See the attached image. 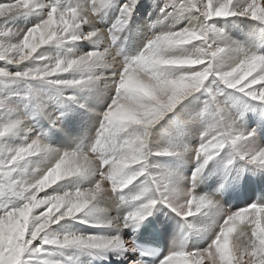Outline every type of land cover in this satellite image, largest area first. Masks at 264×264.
I'll list each match as a JSON object with an SVG mask.
<instances>
[{
  "label": "snow or ice",
  "instance_id": "1",
  "mask_svg": "<svg viewBox=\"0 0 264 264\" xmlns=\"http://www.w3.org/2000/svg\"><path fill=\"white\" fill-rule=\"evenodd\" d=\"M139 4L0 0V264H63L68 249L145 264L150 253L124 230L161 208L189 230L158 264H264V195L221 204L242 173L264 175L262 137L232 99L264 106V40L242 43L220 26L254 24L264 36V0H161L128 52L121 36ZM51 103L92 113L94 131L54 145L33 123H64ZM220 165L225 183L203 190ZM68 221L105 231H56Z\"/></svg>",
  "mask_w": 264,
  "mask_h": 264
},
{
  "label": "rangeland",
  "instance_id": "2",
  "mask_svg": "<svg viewBox=\"0 0 264 264\" xmlns=\"http://www.w3.org/2000/svg\"><path fill=\"white\" fill-rule=\"evenodd\" d=\"M140 2H141V5L139 4L138 5V7L139 8H137V12H136V14H135V16L136 15H138L139 17H142L143 15L141 14V11L143 10V8L142 7H147V6H144L143 4H144V2H143V0H140ZM158 2V0L156 1V3ZM161 2V0H159V2L158 3H160ZM142 6V7H141ZM138 9H139V12H138ZM141 10V11H140ZM139 14H141V15H139ZM111 15V14H110ZM149 16V15H148ZM147 16V18H149ZM144 18V20H146V17H143ZM223 24H225V26H224V29L226 30V31H228V34L230 35V36H232V38H234L233 37V35H232V30H236V29H239L241 32L243 31V30H245L246 29V31L247 30H252V28L253 29H257L256 27H255V25L254 24H252V25H250V26H245L244 24H241V23H238V22H236V21H230V22H224ZM22 26V25H21ZM222 27V26H221ZM130 29L129 28H127V32L129 31ZM132 31H133V33H134V31H135V28L133 27V29H132ZM148 31H149V29H148ZM133 33H131V34H129V33H123L122 34V36H121V43L123 44V46L125 47V49L128 51V52H135L136 51V49L137 48H139L140 47V45H142V39H137V38H134V36H133ZM145 33H147L146 31H144V35H145ZM252 35V39H254L255 38V40L257 41V42H259L260 40H264V36H260L259 35V32H258V29L257 30H254V32L251 34ZM144 38H145V36H144ZM137 39V40H136ZM235 39V38H234ZM140 41V42H139ZM131 45V46H130ZM134 45V46H133ZM133 49V50H132ZM135 49V50H134ZM233 99H235L234 100V102L236 101V95H233V97H232ZM243 100V99H242ZM247 100V99H246ZM22 101H23V99H22ZM251 102V101H250ZM23 103H25V105H26V102L25 101H23ZM89 103H90V106H94L93 104H92V102H91V98H90V100H89ZM202 103V102H201ZM22 104V103H21ZM57 104H59V103H57ZM253 104V106H251V107H249V108H247V109H245V108H243V109H236V111L237 112H245L246 114H247V112L249 111V113H251V111H252V107H253V113L252 114H247L246 116H245V121H244V126L245 127H247V128H249V129H256L257 130V132L261 135V137H262V140L264 141V112H263V110H264V106H260V105H257L255 102H253L252 103ZM54 105V103H52V105H51V107H55V106H53ZM55 105H56V103H55ZM249 105V104H248ZM96 106V105H95ZM250 106V105H249ZM62 110H64L65 111V121H64V123L59 127V128H56V129H51V130H48V128H47V131H49V133L50 134H53V133H55V134H57V136L56 135H53V137L55 136V139L56 138H58V136H63V137H65V138H69V137H72L73 136V139H77V138H79V137H81V135H83V134H86L87 133V129H85L84 128V125H85V122H84V120L85 119H83V118H86V117H91L93 114L92 113H90V112H88L87 110H85V109H79V108H77V106H75V105H61V107H60ZM52 109V108H51ZM56 109H57V107L55 108V111H56ZM52 112H53V110H52ZM178 112H179V109H178ZM182 113L183 112H180V117H181V115H182ZM79 115V116H78ZM75 116L76 117H79L80 118V129L82 130L81 131V133L80 132H77L78 134H73V135H70V131L72 130V128L73 127H75L76 125L75 124H72V122H74L75 121ZM171 116H172V119L170 120L169 118H165V120L164 121H162L161 122V124L163 125V128L161 129V132L163 133V130L164 129H168V128H170V126H172V125H175V119H176V114L174 113V114H171ZM182 118V117H181ZM249 118H254V120L253 121H250L249 120ZM46 119V118H45ZM84 122V123H83ZM34 123H36L37 125H39L40 123V125L41 126H39L40 128H42V129H46V127H43L42 126V122H38V121H34ZM73 127H72V126ZM74 129V128H73ZM79 135V136H78ZM50 136H52V135H50ZM76 136H77V138H76ZM61 141H58V139H57V144H59ZM210 167H211V165H210ZM186 174H190V172H188V173H186ZM252 175V176H251ZM251 175H250V177H251V179L252 178H254L256 175H253L252 173H251ZM214 179V180H213ZM241 179H243V182L244 181H246V179H249V175L246 173V172H244V173H242V178ZM258 180V179H257ZM249 180H247V182H248ZM260 181V180H259ZM221 183H225V180H224V173H223V168H222V165H220L218 168H217V170H215L209 177H208V179L201 185V188L203 189V190H205V191H211V190H213V189H215L219 184H221ZM236 184V182H234V185ZM237 184H238V182H237ZM232 186H233V183L231 184ZM231 186V187H232ZM103 187H110V183H106V186L105 185H103ZM226 187H230V184H226ZM42 195V194H41ZM242 195H244V194H242ZM108 202H110L111 203V205H112V207L110 208V206H108L109 204H106V203H104L103 205H102V207H105V208H107L108 210H109V212H110V214H112V215H117L118 214V211H117V209L113 206L114 204L111 202V201H108ZM249 201H245L244 203H241L242 205L243 204H247ZM241 204L240 205H237V206H232V205H230V204H228L229 206H230V208H233V209H236V208H241L242 206H241ZM113 207H114V209H113ZM114 210V211H113ZM159 212L161 213V214H163V215H165L169 220V222H170V226H171V229L173 230L172 232H171V234H169L168 235V245H169V248L171 247V245H172V234L174 233L175 234V237L176 238H178L179 236H181L184 232H186V231H188L189 229H188V226H187V224L183 221V220H181V218L180 217H177V216H175V214L174 213H171L170 212V210L169 209H167V208H161L160 210H159ZM173 216V218L171 219V217ZM79 225V226H78ZM66 226H68V227H70V229H73L74 230V228H72V227H77V228H75V230H79V231H87V232H92V231H94V232H100V231H103L102 229H96L95 230V228H89L88 226H85V225H83V224H78V223H75V222H73V221H68V222H66ZM82 227V228H81ZM88 229H90V230H88ZM84 228L85 229H87V230H84ZM94 229V230H93ZM92 230V231H91ZM99 230V231H98ZM105 231V230H104ZM129 232V229L128 228H126L125 229V231H124V234L125 233H128ZM203 239H202V237L201 236H199V235H193L192 236V238H191V242L192 243H196V242H200L201 243V246H203V243H204V241H202ZM71 251V252H70ZM66 252H67V254H66ZM167 253V252H166ZM83 254V255H82ZM75 255H77V257L75 256ZM72 256V257H71ZM84 256H87V259L88 260H91V261H89V262H91L90 264H102V263H104V260H102L103 258H100L101 260H102V262H101V260H99V258H96V259H94L95 257H97V255H92V254H90V253H87V252H80V250H76V249H69V251L68 250H65V253L63 254V255H58V257H57V259H60L62 262H63V264H82L84 261L83 260H85L84 259ZM93 258H92V257ZM70 257L71 258H73V259H70ZM99 257H100V255H99ZM102 257V256H101ZM112 257V258H111ZM76 258V259H75ZM67 259V260H66ZM81 259V260H80ZM93 259V260H92ZM112 260L113 262L114 261H116L115 259V257L114 256H110L108 259H106V260ZM87 260V261H88ZM79 263H78V262ZM93 261H94V263H93ZM89 262H86L85 261V263H83V264H88ZM114 264H118V261L117 262H115ZM121 264H127V262L126 261H124L123 263H121Z\"/></svg>",
  "mask_w": 264,
  "mask_h": 264
},
{
  "label": "bare ground",
  "instance_id": "3",
  "mask_svg": "<svg viewBox=\"0 0 264 264\" xmlns=\"http://www.w3.org/2000/svg\"><path fill=\"white\" fill-rule=\"evenodd\" d=\"M156 1L157 0H143V2H144V6H147V7H142L143 8V10L141 11V14L143 15L142 17H139L138 15H136V16H134V18H133V20H132V22H131V24L128 26V28L130 29L128 32L125 30V32L124 33H129V34H131V33H133V31H132V29H133V27L135 28V31H134V33H133V36H134V38H137V39H142V41H144V31H146V32H148V29L150 28V24L153 22V21H155V19L157 18V15H158V7H157V4H158V2H159V0H158V2L156 3ZM140 5H141V2H140ZM139 8V7H138ZM138 12H139V9H138ZM141 14H139V15H141ZM111 15L114 17V15H115V13H111ZM149 15V16H148ZM147 16L149 17V18H147ZM143 17H146V20H144V18ZM220 26H222L223 28H224V26H225V24H221ZM254 30H257V29H253L252 28V30H247L246 31V29L245 30H243L242 32L239 30V29H236V30H232V35H233V37L235 38H232V36H230L229 34V36L232 38V39H234V40H237V41H240V42H242V43H244V42H248L249 40H251L253 37H252V33L254 32ZM136 39V40H137ZM255 39V38H254ZM122 40V39H121ZM122 42V41H121ZM140 42V41H139ZM124 44V43H123ZM131 46V45H130ZM134 46V45H133ZM141 46V45H140ZM125 48V47H124ZM133 50V49H132ZM135 50V49H134ZM95 98H91V102L94 100ZM233 99V98H232ZM243 99V100H242ZM234 100L235 99H233V103L235 104V108L236 109H243V108H245V109H247V108H249V107H251V106H253V101H249V100H246V98H243V97H240V96H238V95H236V101L234 102ZM24 101V100H23ZM23 101H22V99H17V102L18 103H22V104H25V103H23ZM93 104V103H92ZM250 106H249V105ZM51 105H52V103L49 105V108H48V111L49 112H52V110H53V112H55V108L57 107V108H60L61 107V105L62 104H57L56 103V105H55V103H54V105L53 106H55V107H51ZM94 105V104H93ZM95 106V105H94ZM52 108V109H51ZM252 109V111H251V113H249V111L247 112V114H252L253 113V107L251 108ZM263 112H264V110H263ZM246 114V115H247ZM79 116V115H78ZM181 117L182 118H185L186 119V117H185V115H184V113H182V115H181ZM83 119H85L84 120V122H85V125H84V128L85 129H87V132L89 131V130H93L94 131V128H93V125L95 124V118H94V115H92L91 117H86V118H83ZM249 120L250 121H253L254 120V118H249ZM39 123L40 122H42L43 124H42V126L43 127H46V131H47V128H48V121H47V119H45L44 117H38V120H37ZM80 118L79 117H76L75 116V121L74 122H72V124H75L76 126L75 127H73L72 125V127L74 128H72V130L70 131V135H73V134H78L77 132H80L81 133V129H80ZM83 122V123H84ZM30 123H32L31 121H30ZM34 123V122H33ZM41 124V123H40ZM37 125L38 127L39 126H41V125ZM172 126H174V125H172ZM48 135H49V137H50V140H51V142L54 144V145H56V146H58V147H67L69 144H71L75 139H73V136L72 137H69V138H65V137H63V136H58V138H56L55 139V136L53 137V135H56L57 136V134H55V133H53V134H50L49 133V131H48ZM50 135H52V136H50ZM85 134H83V135H81V137H83ZM79 136V135H78ZM76 138H77V136H76ZM57 139H58V141H61L59 144H57ZM261 143H264V141L263 140H261ZM248 175H249V179H246V181H244L243 182V179H240L239 181H238V184H237V182H236V184L234 185V183H233V186L230 184V187H226L225 188V191H224V195H222V199H221V204H223L226 208H230V206L228 205V204H230V205H232L233 207L234 206H237V205H240L241 203H244L245 201H249L248 203H251L253 200H257V199H259V198H261V196L262 195H264V175H261V174H257L254 178H252L251 179V177H250V175H251V173L250 172H246ZM252 176V175H251ZM258 179V180H257ZM214 180V179H213ZM247 180H249L248 182H247ZM260 180V181H259ZM220 185V184H219ZM218 185V186H219ZM105 186H106V184H105ZM217 186V187H218ZM232 186V187H231ZM242 194H244V195H242ZM113 203V202H112ZM247 203V204H248ZM106 204H109L108 206H110V208L112 207V205H111V203L110 202H106ZM246 204H241V206L242 207H244ZM114 206V205H113ZM113 209H114V207H113ZM114 211V210H113ZM153 216L155 217V219L158 221V223H159V226L161 227V230H162V233H163V251H162V253L160 254V256H159V258L157 259V261H156V263L155 264H158V261H159V259L160 258H162V256L164 255V254H166V252L168 251V249H169V245H168V235L169 234H171V232L173 231L172 229H171V226H170V222L168 221L169 219L165 216V215H163V214H161L159 211H157V212H155L154 214H153ZM173 218V216L171 217V219ZM142 224V223H141ZM141 224L139 225V227L138 228H136L135 230H133L132 228H128L129 229V232L128 233H125L124 234V237H125V239H132V238H136V237H138V235H139V233H140V231H143L142 229H141ZM79 226V225H78ZM77 226V227H78ZM86 226V225H85ZM77 227H72V228H74V230H75V228H77ZM55 228H56V231H67V230H73V229H70V227H68V226H62V225H57V226H55ZM82 228V227H81ZM87 228V227H86ZM90 228V227H89ZM88 229V228H87ZM87 229H85L84 228V230H87ZM78 230V229H77ZM88 230H90V229H88ZM94 230V229H93ZM96 230V229H95ZM100 230V229H99ZM98 230V231H99ZM92 231V230H91ZM104 231V230H103ZM125 231V230H124ZM85 232V231H84ZM87 232V231H86ZM90 232V231H89ZM92 232H94V231H92ZM180 237V236H179ZM174 239H176V237H175V234L173 233L172 234V241L174 240ZM203 241V240H202ZM201 242V241H200ZM72 250V249H71ZM68 251H69V249H68ZM71 252V251H70ZM81 252V251H80ZM65 253V250H63V251H61L59 254L60 255H63ZM66 254H67V252H66ZM83 255V254H82ZM135 255H137V254H135ZM76 257H77V255H75ZM72 257V256H71ZM92 257V256H91ZM93 258V257H92ZM96 258H99V260H101L100 258H103V257H99V255H97V257H95L94 259H96ZM112 258V257H111ZM76 259V258H75ZM84 259L85 260H83L84 262L83 263H85V261L86 262H89V261H91V260H88L87 259V256H84ZM60 260V259H59ZM67 260V259H66ZM81 260V259H80ZM88 260V261H87ZM93 260V259H92ZM102 260H104V263H102V264H114L115 262H117L118 261V264H121V263H123L124 261H126V260H117V259H115L116 261H112V260H106V259H102ZM102 260H101V262H102ZM78 262V261H77ZM127 262V261H126ZM79 263V262H78ZM82 263V264H83ZM91 262H89L88 264H90ZM93 263H94V261H93ZM76 264V263H75ZM153 264V263H152Z\"/></svg>",
  "mask_w": 264,
  "mask_h": 264
}]
</instances>
